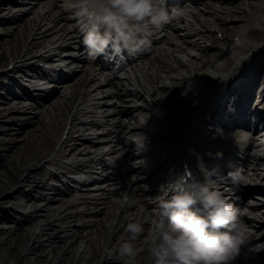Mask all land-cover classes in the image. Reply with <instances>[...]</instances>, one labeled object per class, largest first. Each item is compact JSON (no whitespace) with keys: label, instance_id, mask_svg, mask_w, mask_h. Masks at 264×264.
<instances>
[{"label":"bare ground","instance_id":"bare-ground-1","mask_svg":"<svg viewBox=\"0 0 264 264\" xmlns=\"http://www.w3.org/2000/svg\"><path fill=\"white\" fill-rule=\"evenodd\" d=\"M29 1L30 0H0V3H7L11 6L10 11H13V9H20V7L25 4L30 5ZM244 1L245 0H215L217 3L228 2L226 5H231L230 7H218L210 5L209 3L205 4L203 10L208 14H213V11L217 7L220 11L218 15H214V17L207 19L208 23L206 26L208 27H204V32L201 35L199 32H196L193 25L198 23L200 25V21H203L205 18L199 19L197 17H192V15H194L192 14L189 16L192 18L191 21L185 20L186 22H184L182 20V16L185 15V12L190 9L187 13L191 14V12L197 10L195 9L197 7H188V9L185 12H182L178 17L179 22L173 26H163L161 32L165 34L160 39V41L162 40V44L153 47L154 51L149 58L150 60L152 56H154L156 57V60L161 63L162 60H165V58H162L163 56H172L175 52H179L180 54L184 53L187 56H192L187 52L190 49L197 52L196 56L189 58V60H186L185 62L179 60L180 64H185V70L179 72L177 75L169 74V76H165L164 78L157 75V79L155 80L153 77H150L149 79L129 80L127 84H124L122 80L120 81L116 77L104 78L99 80L98 83L91 84L88 88L86 84L90 81H94L96 79L95 76L92 77L89 73L87 74V72H85L83 73L84 76L83 74L78 76L74 83L68 82V80L74 76V73L70 76H64L61 74L59 75L61 80L52 88L50 93L42 92L39 98H33L30 91L36 88L35 84L37 79H41L38 77L41 74L43 64L53 65L65 61L57 59L56 56H70L69 54L71 52H67V54L63 55L61 52L72 48L70 43L74 40V37L71 35V32L73 31L67 32L63 37V39L67 38L68 40L65 47L59 46L49 49L62 38V36L58 37L57 33L53 34L55 30H51V28H54L53 26L50 29L46 28L45 31H41V28L43 27L41 26V21L36 23L29 18L24 19L26 13H23V15L20 16L14 15L6 20L0 19V26L10 20L20 21L23 19V24H17V29L11 31L13 33L8 34V36L11 37L0 42V68L3 64L6 66L12 64L9 69L0 72V135H8L11 133H7V131L15 130L12 129L11 126L3 128V126H1L3 123L14 125L17 124V121H20V126H33V128L25 131L26 133L21 139V143L4 147L5 149L0 150V165L2 168V170H0V221L10 222L15 225V229L9 235H7V233L11 226H7L6 228L8 229L2 231L4 226L0 225V237L5 235L4 238L0 239V264H114L118 262L119 258L116 257V255H113V252L117 246V242L121 238H126V233L122 226L128 222L129 219L125 215L128 214V211H131L130 207H121L120 201L122 198L120 196H118V199H115L113 204H108V207L106 206L107 208H103V210L93 213V216L99 217L94 220V225H90L91 228L89 230L84 229L85 234L80 233L77 230L75 231L74 228H70L77 224L72 222L77 216L75 213L76 210H71V212L63 210V212L58 213L61 206L67 203L68 197L72 196L69 182L76 181V178L80 173H83L84 170L87 173H92L93 170L98 167L97 160L89 155L90 152L94 153L102 147L97 143L96 133L98 132L94 131L93 134L95 136L90 137L84 136L83 134H77V132L84 128V126L76 125L78 120L77 116L81 112H84V109H82L83 100L88 97H98V95L101 94V99L112 96L121 98V100H125V102H130L132 99H139L138 97H140V95L147 94V90H150L149 87L153 84L156 87L157 95L153 98H155L157 102L166 105L168 104L166 102L172 101V103L175 102V104L179 106L181 102L188 100L191 95L193 96V94L198 91V88L194 86L190 89L189 84L185 85L187 79L191 77L194 79L197 78L198 80H201V84L209 86L216 81V78L214 77L216 74L222 75V72L225 71V65L230 61L225 50L228 48L227 46L230 44V41H233V38L239 33L240 36L243 34V37L249 40V44H245V46L243 45V47H241L242 51L245 48L244 52H250L255 49L260 51L253 53L246 61V66L250 67L249 72L253 74L245 81L247 90L244 94H241V98H239V101L237 102V107L242 109L243 113L246 112V115L253 114V117H264V108L261 109L260 107L261 104L264 105V20L255 21L256 19L250 18L248 15H238V13H240V6ZM37 4L39 3L36 2L33 7H30L31 11L38 7L36 6ZM197 4L198 3L195 5ZM203 10H199L200 14H203ZM253 11L255 12V15L259 16L257 19L264 14V8L255 7ZM62 15L63 13L57 18H53L52 22L56 23L59 20L65 21L67 17ZM45 19L46 15L43 16L42 20ZM172 21L174 22L175 20L172 19ZM254 23H257L260 27H253ZM216 29L217 32L222 33V40L216 41L215 44L202 46V44L194 38L196 36H201L205 40H217V37L214 36L213 33L216 32ZM168 30H171V33H168ZM1 32L7 31L1 29L0 33ZM30 35H33V38L27 43L25 49L22 51V48L24 47V44H26ZM56 37H58V39H56ZM41 50H44L43 53H40L36 57V63L31 65L30 62L32 61L27 59L30 51L41 52ZM197 58H199V61H197ZM175 59L176 58H173V60ZM73 60H80L79 63L81 64L82 62H86V57L81 54ZM166 66L165 68H169L168 65ZM82 67L84 66H81V69ZM205 67L213 70L215 75H208L205 72ZM26 69L30 70V73H27V76L22 80L23 83L16 82L14 77L18 76L21 78L25 75ZM83 71L87 70L84 69ZM170 71L172 72L171 69ZM249 72L245 71V75ZM192 74L194 76H190ZM10 75L13 76V78L10 77ZM171 78H174L176 81H170L169 79ZM166 80H169V83H166ZM258 82L262 89L260 92V100L257 103L259 108L257 107L256 112L254 111L256 108L253 106L254 101H252L251 104L250 99H254V94L258 90V86L256 87ZM243 84H240V87H242ZM91 87H93V90L90 89ZM60 88H68L70 94L68 95V93H65L62 96L61 94L57 95L58 98L55 97L57 99L55 100V104L52 105V108L46 115L39 117L37 121L32 123L27 116H13L11 119L5 118L8 113L11 114L13 112H18L20 115L26 114L27 112H29V114L35 112L33 113V116L35 114V116L38 117V114H42V107L48 102L51 94ZM204 88L206 89V87ZM231 89L234 91L233 88ZM96 90L99 91V93L94 95L93 93ZM182 90H185V93L188 94V96L185 97L180 95L179 93ZM257 93L258 92H256V94ZM68 96L70 97L68 98ZM245 98L248 102L244 100ZM26 100L34 101L35 108H29L28 104H25ZM57 100H62L61 104H58ZM15 102L17 105H20L19 108L12 107ZM95 104L106 106L107 102L99 101ZM47 105H50V102L49 104L47 103ZM143 106V110H145L147 105ZM222 107L223 106L220 108ZM35 109H37V111H35ZM135 109L141 110L139 107H135ZM147 110H150V108H147ZM120 112L121 110H118L117 112L112 110V113L114 114H120ZM138 112L139 111H137V113ZM130 113H132V110L129 111V114ZM142 119L144 121L146 120L144 115H142ZM24 120H26V122ZM27 121H30L29 125H27ZM67 121H70L68 129L66 127ZM138 122L140 121H137V125L132 126L130 130H136L134 128L141 127V125L138 126ZM86 125H89V127L92 128L99 125V123L91 120L87 122ZM120 132L126 133V129L121 128ZM64 135L65 137H63ZM126 136L121 139L124 151L128 148L131 150L130 144L123 142V140L126 139ZM157 139L158 138L150 139L151 146L153 147L152 152L158 154V159H160V162L162 163L165 159L162 160L160 158L162 151L159 149V145L156 141ZM7 151L12 154L9 159L6 158L8 156L6 154ZM133 153L134 152L132 151V153L128 152L125 153V155L132 156ZM82 154L86 155L85 160L76 164H68V161L73 160V158L76 159L77 156L79 157ZM249 161L254 164L257 170H264V153L256 154ZM46 163L47 165H55L57 168L56 172L48 174L46 172ZM125 164V161L119 160L115 164L116 167L113 169L114 171L111 172L108 177L115 178L113 180L119 179L117 176L126 179L129 176V170H133L135 175L140 171L145 173V170H141L140 168H137V170L127 169L124 166ZM153 173L154 172H151L148 175L146 181L150 179ZM255 175H259V173L257 172ZM45 177L55 179L63 187L61 191L56 189L58 197H47L49 193L46 192L48 190V183L46 182ZM263 179L264 173H262L260 178L257 177L255 183L257 186L254 188L264 197V181H261ZM96 180L97 179L85 180L80 183V186L77 188L80 191L85 192H90L92 190L105 191L106 188L104 186L102 188L101 184L89 186L91 182L96 183ZM258 185L263 186V188L258 187ZM138 188L139 185L137 183L129 185V191H131L130 195H132V197L136 198L138 196L136 192H146L145 190L138 191ZM121 189L122 187L120 186L118 189H111V191L114 194L116 193V195H119L116 191ZM101 195H103V193ZM41 199L47 200L48 202L45 204L46 207L43 210L27 212L24 214H20L16 211L13 212L14 206L16 207L15 204L18 202H20V210H30L38 208L41 203H43L40 202ZM56 202H58V204L54 205L53 203ZM56 205L59 207L56 208ZM258 206L264 208V204L262 203H258ZM68 207L70 208L72 206ZM68 207H66V209ZM131 207L134 209V212L130 214V216L136 219L135 217L139 216V211L136 212L137 205H132ZM61 213H65V215L61 216ZM113 220L118 221V230L115 232L109 228V224ZM88 223V221L80 223L79 228ZM247 225L248 227L253 226L250 222L247 223ZM257 226L258 225H255L256 230L257 228H263L262 225L259 227ZM71 230H73V232H69ZM262 231L263 233L260 234V238L255 241L257 243L255 251L251 252L254 258H248L246 261L236 258L233 262L234 264H264V230ZM67 239L70 241L69 244ZM75 239H80V241H76ZM139 241L143 243L142 238L139 239ZM62 242L64 243L63 245L60 244ZM84 242L86 245L81 251H79L81 244ZM109 255H111L110 259ZM134 264H151L149 254L144 246L141 251V256L137 257Z\"/></svg>","mask_w":264,"mask_h":264},{"label":"clouds","instance_id":"clouds-1","mask_svg":"<svg viewBox=\"0 0 264 264\" xmlns=\"http://www.w3.org/2000/svg\"><path fill=\"white\" fill-rule=\"evenodd\" d=\"M71 7L86 55L93 61L101 56L116 60L125 53H141L150 45L153 30L177 15L175 10L168 11L165 0H73ZM237 43L243 46L244 37L238 36ZM197 103L194 101L193 106ZM137 143L144 147L143 140ZM197 170L199 175L190 170L176 172L159 186L160 194L147 220L129 219L122 226L126 238L117 242L114 252L126 258L125 264L134 261L136 242L141 238L151 264H232L239 256L248 239V225L239 210L214 187L211 176L215 170L209 169L202 157ZM228 177L233 182L242 180L238 172H230ZM121 195L122 208L134 205V197ZM197 204L199 208H195ZM145 223L150 230L146 231ZM117 225L113 220L109 228L115 232Z\"/></svg>","mask_w":264,"mask_h":264},{"label":"rangeland","instance_id":"rangeland-1","mask_svg":"<svg viewBox=\"0 0 264 264\" xmlns=\"http://www.w3.org/2000/svg\"><path fill=\"white\" fill-rule=\"evenodd\" d=\"M68 1L69 0H36V1L30 0L29 1L30 5L29 4H25L22 7H20V9H13V11H10L11 6L8 5L7 3H5V2L4 3H0V19L6 20L8 18L13 17L14 15L15 16H20V15H23V13H26V16L24 17V19L29 18L31 20H34L36 23L41 21V26H43L41 28L42 29L41 31H45L46 28L50 29L53 26L54 28H51V30L55 29L53 34L57 33L58 37L62 36V38L59 39L55 43V45H53L54 47H52V48H55L59 44H61V42L66 43L68 41L67 38L63 39V37L66 34L65 30L68 28L67 27V22L66 21H61V20H59L56 23L52 22L53 18H57L59 15H61V13H63V11L66 10V8L68 6V3H67ZM203 1H205V2L204 3L201 2L199 5L198 4L197 5H192V4L187 3L186 5H184L181 8H179L180 11L177 12V14H179L181 11L186 10V8H188L187 7L188 5H191L192 7H197V8H195L197 10H194L193 12H191V14L187 13L190 9L187 12H185L184 13L185 15L182 16V20L184 22H186L185 20H190L191 21L192 18L189 17V16H191L192 14H194V15H192V17H197L199 19H204L205 18L203 21H200L201 22L200 25H199V23L196 24V25H193V27L196 30V32H199L200 35L204 32V27L208 23L207 19L210 18V17H214V15H218L219 14V11H220V9H218L219 6H222V7H230L231 6V5H226L228 2L217 3V2H215V0H211V1L203 0ZM36 2L39 3V4L36 5L38 7L36 9L35 8L32 9V11H31L30 7L31 6L33 7ZM208 3L210 5L218 6L213 11V14H211V13L208 14L207 12H205L203 10L204 7H205V4H208ZM240 7H241L240 10H239L240 13H238V15H248L250 18L256 19L255 21H259V20L263 21L264 20V14H263V16H260L259 19H257L259 16L255 15L254 14L255 12L253 11V9L255 7L264 8V0H259V1H257V0H249V1L245 0ZM199 10L200 11L203 10V14H200ZM45 15H46V19L42 20L43 16H45ZM63 15L64 16L66 15L68 17V15L66 13L63 14ZM186 15H188V16H186ZM49 18H50V20H49ZM22 22H23V19L20 20V21L10 20L9 22H5L4 25L0 26V30L4 29L5 31H7V32H1L0 33V42H2L3 40L7 39L8 37H11V36H8V34L13 33L11 31H13L14 29H17V24H21ZM231 23H233V22H231ZM182 24H183V22H182ZM206 27H208V26H206ZM253 27H257L258 28V27H260V25H258L257 23H254ZM55 31H58V32H55ZM220 35H222L221 32L214 33V36H218L219 37ZM236 35L240 36L239 33L236 34ZM241 36L243 37V34H241ZM58 37H56V39H58ZM196 37L197 38H201L199 43L202 44V46L215 44L216 41H221L222 40V38L221 39H217L216 38L217 40H212V39L204 40V38H202L201 36H196ZM32 38H33V35H30L28 40L26 41V44H24V47L22 48V51L25 49L27 43ZM244 44H249V40L245 39V43ZM70 45L74 46V48H75L74 42L70 43ZM222 47H226V46H222ZM227 47H228V49H230L231 47L236 48L235 44H233L232 40L230 41V44ZM43 51L44 50H41V52L40 51L39 52L30 51L31 55L29 54L27 56V59H29V61L33 60L32 63H34V60H35L34 57L36 55L40 54V53H43ZM65 52H67V51H65ZM187 52H189L188 54H190L192 56H187L184 53L180 54L179 52H175L174 55L172 54V56L171 55L165 56L164 57L165 60H163L164 62L163 61H161V63L156 62V64H158L162 68V70H164L163 73L160 70L157 71V67L156 66H154V65L151 66L149 64L143 65L139 61V62H136V63L130 65V66H127L126 70H123V69L120 70L117 73V75H118V77H120L121 80L124 79L122 81L125 84H127L126 78L128 76L133 78V73L141 70L143 67H145L144 75H146L147 78H150L151 75L155 76L156 71L158 72V75H160V76H163V77L164 76H169V74L173 73V72L166 73L170 69L174 70V74L173 75H177L176 74L177 72H179V71L182 72L183 70H185L184 69V67H185L184 64H180L179 60L185 62L186 60H189V58H191L193 56H196V54H197V52L192 50V49H190ZM235 53L236 54L237 53L240 54L241 52H239V50L237 48V52H235ZM73 55H76V53H74ZM173 58H176V59L173 60ZM197 61H199V58H197ZM145 62H147V61H145ZM165 62H166V64H164ZM82 65H84L87 68H89L88 63H83ZM166 65H168L169 68H165ZM5 66L6 65H4V64L1 66L0 72H2V71L7 69V66L6 67ZM71 66H73V68H74L71 71V73L72 72L75 73L80 68L79 64L76 61L71 63ZM205 68H206L205 72H209L211 70V69H209L207 67H205ZM90 72L93 74L92 71H90ZM77 73H78V75L74 76V79H72V82H76L75 80H77V77L79 75L83 74L84 71H80L79 72V70H78ZM10 77L13 78V76H11V75H10ZM103 78H106V75ZM96 79H98V80H96V81L94 80V81L88 83L87 85L91 86V84L98 83V81L100 80L99 75H98V77ZM14 80H16V82H18V83L22 82L21 79L19 77H17V76H16V78L14 77ZM169 80L170 81L171 80L176 81V80H174V78H171ZM169 80H166L165 82L169 83ZM190 81H191L190 79L189 80L187 79L186 82H185V85L188 84ZM149 88H150V93L147 94L148 96H144L143 97V96L140 95V97H138L139 99H137V100L132 99V101H130V102L129 101L125 102V100H121V98L112 97V96L105 97V98L101 99V97H102L101 94H99L98 97H88L87 99H85L83 101L84 103L82 105V109H84V112H81L77 116L78 120L76 122V125L84 126V128L81 131L77 132V134H83L84 136H89L90 137V136H95L93 134L94 131L98 132V133H96V137H97L96 139H98L97 142L100 143L99 145L102 146V149L98 150L95 153L90 152V154H89L90 157L95 158V159H99L98 163L100 165H98V168L95 170L98 174L95 175V174H92V173H87L84 170L83 173H80V175H79L80 177L77 178L78 181H85L86 179L89 178V176H91L93 178H95V177L99 178V177H104V176L108 175L111 172V170L107 171L106 167L114 166L116 164V162H117L118 156L121 153L119 151V148H121V146H122L120 144V139H122V137L126 136L127 132L129 133V132H135L136 131V130H129L128 127L134 126V125L136 126L137 125V123H136L137 121H140V122H138V124H139L138 126H140V123H142L143 126L147 125V122L142 120V115H144L145 117H148L150 111H148L147 108L145 110H143V108H144L143 104L144 105H148V107H150L151 104H154L155 101H151L149 98L150 97H154L153 93L156 94V87L154 85H151ZM92 89H93V87H92ZM65 93H68V95L70 94L68 88L58 89V91L52 93L50 98L48 99L49 101L45 103L44 107H42V110H43L42 114H38V117L35 116V114H34L35 117L33 116V113H35V112H33L32 114H29V112H27L26 114H21V115L18 112H13L11 114L8 113L5 118L6 119H11L13 116H23V117L27 116V118L30 119L32 121V123H33V122L37 121V119L39 117H41L43 115H46L48 113V111L52 108V105L55 104V102H56L55 100L58 98L57 95L61 94V96H62ZM98 93H99V91L96 90L93 94L95 95V94H98ZM179 94L183 95V96H187V94H185V90L184 91L182 90ZM55 97H57V98H55ZM69 97L70 96H68V98ZM174 99H171V100H174ZM62 100L61 101L57 100L58 104H61ZM87 101H88V103H87ZM99 101L100 102L101 101H106L107 102L106 106L96 105L95 103H97ZM49 102H50V105H47V103L49 104ZM25 104H28V107L31 108V109L35 108V104L32 101L26 100ZM168 104H172V101H170ZM182 104L183 103L181 102L180 105H182ZM177 106L171 107V109L175 108ZM12 107L13 108L14 107L15 108H19L20 105H17L16 102H15V103H13ZM135 107H139V109H141V110H136ZM151 107H153L152 108L153 112H154V107L166 108L164 106H158V105H155V106L152 105ZM109 110H111V111H109ZM112 110H115L116 112L118 110H121V112H120V114H118V113L114 114V113H112ZM130 110H132V113L129 114ZM35 111H37V109H35ZM137 111H139V112L137 113ZM150 114H151V116L149 117V119L147 121H149L150 119L153 118L151 112H150ZM91 120L97 121L99 123V125H97L96 127L90 128L89 125H86V123L91 121ZM24 121L26 122V120H24ZM29 122L30 121H27V123H28L27 125L30 124ZM16 123L17 124H14V125H11V124L8 125L6 123L1 124V126H3V128H8V127L11 126L12 129H15V130L7 131V133H11V134L0 135V150L1 149H5L4 147L11 146V145H17V144L21 143V139L23 138L24 134L26 133L25 131H27L30 128H33V126H22V125L20 126V123H21L20 121H17ZM67 123L69 124V121ZM122 127H124L128 131L126 133L125 132L124 133L120 132ZM109 140H111L112 142L111 143L108 142ZM14 141H16V142H14ZM125 141H126V143H129L128 138H126ZM10 143H13V144H10ZM132 146H133L134 149H136L138 151L139 147L137 146V144L132 143ZM145 153H146V151H145ZM6 154L8 155L6 157L7 159H9L10 156L12 155L9 151H7ZM85 157H86L85 154H82L79 157L77 156L76 159L73 158V160L68 161V164L69 163H73V162L75 164L79 163V162L85 160ZM127 161H128L127 165H125L126 168H132L131 166H137L138 165V163L137 164L133 163L132 160H127ZM157 161H158L157 156L154 155L151 158V162H157ZM45 162H47V161H45ZM141 164H142V162H141ZM45 165H46V172L48 174H50L51 172L52 173L56 172L57 168H56L55 165H47V163ZM151 167H152V165H148L147 164V165H143L142 169L143 170L144 169L145 170H150ZM163 167H166V165H163ZM0 170H2L1 165H0ZM161 176H162V172L161 171H157L156 173L152 174L150 181L147 182V185L145 183H142V182L138 183V184H139V186H141L144 189L145 188H155L156 186L159 185V181L162 178ZM130 178H131L130 181H133L135 177H130ZM101 179H104V178H101ZM45 180L48 183V190L46 192H48L49 194L47 195V197L48 198L58 197V195H56V191H57L56 189H58L60 191L63 189V187L60 185V183L57 182L55 179L48 178V177H45ZM103 181L104 182L98 183V184H101L102 188H103V186L105 188H107V189H105V191L92 190L90 192H85V191H79L76 188L72 189L73 195L71 197H68L67 203L65 205H62L61 209H59V211H58V213H59V212H63V210H65L66 212H68V211L71 212V210H76L75 213L77 214V216L75 217L74 221H72V222L77 223V224H76V226H73V227H70V228H74L75 231L77 230L80 233H84L85 234V230L84 229L89 230L91 228L90 225L91 224L94 225L95 224L94 220L97 217H99V216H96V217L93 216V213L101 211V210H103V208H107L108 204H113L115 199H118L119 195L111 193L110 192L111 189H114L115 187H117V189H118V187L121 186L122 189L118 191L120 193V195H121V193H127L129 196H131L129 194V186H128V184H132V183H129L128 180L119 179L116 182V181H109V179H107L106 181L105 180H103ZM116 183H117V185H116ZM96 184L97 183H91V185H89V186H93V185H96ZM69 185L73 186V187H78L77 183H75L73 181L69 182ZM25 188H28V187H25ZM108 189H109V192H107ZM102 193H103V195H101ZM137 198H141V194H138V196L135 198L136 202H137ZM142 199L144 200L145 198L142 196ZM42 200L40 202H43V203H41V205L38 208L30 209V210H20L19 209L20 202H18V203L15 204L16 207L14 206V211L13 212L16 211V212H18L20 214H24V213H27V212L43 210L46 207L45 204L48 203V202L46 200H43V201ZM53 204L54 205L58 204V202L53 203ZM68 206H72V207L69 208ZM58 207L59 206L56 205V208H58ZM66 207H68V208L66 209ZM140 207H138V208L141 209ZM130 208H131L130 209L131 211H128V214H126L125 216L128 217V219H133V218H129V215L134 212V209L132 207H130ZM143 211L145 212V208L144 207H143ZM62 215H65V213H61V216ZM143 215L139 216V218H136L135 220L146 221L147 217L145 215L144 216ZM85 221H88L89 223L86 224L85 226L79 228L80 223H85ZM0 225L4 226L2 231L7 230L8 229V228H6L7 226H11V228L9 229V232L7 233V235L12 233L13 230L15 229V227H14L15 225L10 223V222L0 221ZM144 227H145L146 231L150 230V225L148 223H145ZM48 232H50V231H48ZM69 232H73V230H71ZM4 237H5V235L0 237V239H2ZM69 239H67V241ZM76 241H80V239H77ZM69 242L70 241H68V244H69ZM60 244L63 245L64 243L62 242ZM68 244H67V247H68ZM85 245H86L85 242L82 243L81 244V248H80L79 251H81L84 248ZM142 248H143V244L140 245L139 242L137 241L136 242L137 255L134 258V261L132 262V264H134L135 260L137 259V257H139V253L142 251ZM113 255H116V257L119 258L118 262H116L114 264H125L126 258L125 259H121V257L117 253H114V252H113ZM110 258H111V255H109V259Z\"/></svg>","mask_w":264,"mask_h":264}]
</instances>
